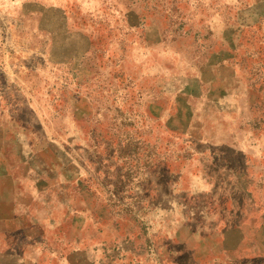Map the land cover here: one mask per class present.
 Here are the masks:
<instances>
[{
  "label": "rangeland",
  "instance_id": "rangeland-1",
  "mask_svg": "<svg viewBox=\"0 0 264 264\" xmlns=\"http://www.w3.org/2000/svg\"><path fill=\"white\" fill-rule=\"evenodd\" d=\"M0 264H264V0H0Z\"/></svg>",
  "mask_w": 264,
  "mask_h": 264
}]
</instances>
